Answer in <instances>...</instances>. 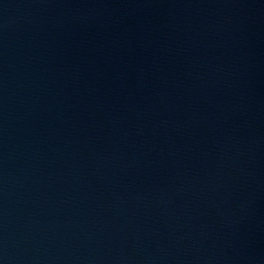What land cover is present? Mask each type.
<instances>
[{"label":"water","instance_id":"obj_1","mask_svg":"<svg viewBox=\"0 0 264 264\" xmlns=\"http://www.w3.org/2000/svg\"><path fill=\"white\" fill-rule=\"evenodd\" d=\"M0 264H264V0H0Z\"/></svg>","mask_w":264,"mask_h":264}]
</instances>
